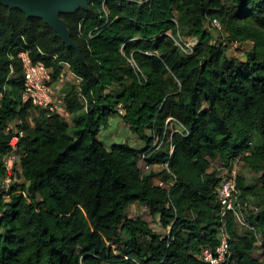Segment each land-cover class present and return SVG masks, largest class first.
<instances>
[{"label":"trees","instance_id":"1","mask_svg":"<svg viewBox=\"0 0 264 264\" xmlns=\"http://www.w3.org/2000/svg\"><path fill=\"white\" fill-rule=\"evenodd\" d=\"M87 5L60 15L79 54L42 20L0 7V181L21 133L15 180L0 189V264H206L222 228L226 264H264V0ZM190 38L185 54L176 42ZM232 44L250 45L243 60L228 56ZM20 52L52 84L79 80L62 89L65 116L22 102ZM113 115L139 146L100 142ZM237 163L253 178L237 174L222 213L220 173ZM133 204L163 232L129 216ZM258 204L237 233V209Z\"/></svg>","mask_w":264,"mask_h":264},{"label":"built area","instance_id":"2","mask_svg":"<svg viewBox=\"0 0 264 264\" xmlns=\"http://www.w3.org/2000/svg\"><path fill=\"white\" fill-rule=\"evenodd\" d=\"M145 2L147 0H139ZM208 26L213 29H220V24L217 19H211ZM197 44L195 38H190L184 41L176 42V45L185 54H190L192 49ZM231 47L236 49V44ZM17 57L22 65V81L23 91L21 93L22 102H29L33 107L46 110L52 114L62 115L65 113L62 105L63 98L58 99V88L56 84H52L50 77V70L46 68L41 62H33L26 52H20ZM18 136L16 134L10 141L11 152L4 155L2 158L3 165L6 169V176L0 181V189L7 190L14 179V170L18 168V156L15 151L17 148ZM148 165H144V170H149ZM236 169L231 168L225 171L222 175V180L219 183L216 199L221 207L222 213L231 211L233 209V199L235 197L236 188ZM159 187H164V184L159 180L156 183ZM219 242L215 250L203 249L200 253V259L206 264H226L230 256L229 251V237L226 231L222 228L219 233Z\"/></svg>","mask_w":264,"mask_h":264},{"label":"rangeland","instance_id":"3","mask_svg":"<svg viewBox=\"0 0 264 264\" xmlns=\"http://www.w3.org/2000/svg\"><path fill=\"white\" fill-rule=\"evenodd\" d=\"M249 46L250 45L247 44L246 46H242L239 50H236L235 48L230 47L227 54L229 57L234 56V57H237L238 59L243 60L245 57L244 53L246 52V50L249 49ZM78 82L79 80L70 74H67L66 77H64L59 82H57L56 85L59 91L58 99L63 98V93H62L63 88H65L66 86H77ZM63 116H65V113L63 114ZM14 125L15 123L11 124V127H14ZM98 139L105 147H109L112 144H120V143H127L131 146L140 145V142L136 140L134 135L130 132L128 125L125 122H123L122 118L118 115H113L109 117L107 127L106 128L101 127L99 129ZM212 165L217 166V163H212ZM232 168H235L236 173L239 176L244 177L247 183L251 182V179L253 178V174L249 171V169L244 164L237 163L236 165H233ZM157 169L155 171H160L162 167L160 166ZM220 174L221 176L225 175V170L222 171ZM158 178L153 179L152 182L154 185L157 181L159 182ZM256 207L258 209L260 207L259 204L257 206L253 205L249 209L241 207L242 214L237 209L236 217H235L236 218L235 230L237 231V233L244 234L249 231L248 225L244 222V217H249L251 214L257 213L258 210L256 209ZM128 215L131 217L138 216L144 221H146L153 230L159 233L163 232L162 229L156 223V221H153V219L149 216V213L146 210V208L141 205H138V204L131 205L128 210ZM260 253L261 251L257 249L255 255L258 256Z\"/></svg>","mask_w":264,"mask_h":264},{"label":"water","instance_id":"4","mask_svg":"<svg viewBox=\"0 0 264 264\" xmlns=\"http://www.w3.org/2000/svg\"><path fill=\"white\" fill-rule=\"evenodd\" d=\"M88 0H0V7L20 10L27 18L40 19L61 39L62 43L74 49L66 23L61 14H72L78 9L88 10Z\"/></svg>","mask_w":264,"mask_h":264},{"label":"crops","instance_id":"5","mask_svg":"<svg viewBox=\"0 0 264 264\" xmlns=\"http://www.w3.org/2000/svg\"><path fill=\"white\" fill-rule=\"evenodd\" d=\"M154 179H155V178H154ZM158 180H159V178H158ZM157 182H158V181H157ZM157 182H156V183H157ZM156 183H155V184H156Z\"/></svg>","mask_w":264,"mask_h":264}]
</instances>
